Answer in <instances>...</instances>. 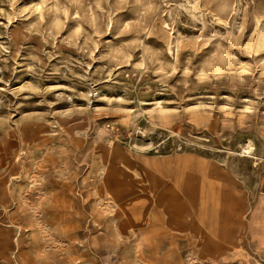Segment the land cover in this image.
I'll use <instances>...</instances> for the list:
<instances>
[{
	"label": "rangeland",
	"instance_id": "obj_1",
	"mask_svg": "<svg viewBox=\"0 0 264 264\" xmlns=\"http://www.w3.org/2000/svg\"><path fill=\"white\" fill-rule=\"evenodd\" d=\"M0 264H264V0H0Z\"/></svg>",
	"mask_w": 264,
	"mask_h": 264
}]
</instances>
